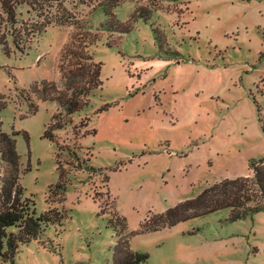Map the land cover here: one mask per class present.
Returning <instances> with one entry per match:
<instances>
[{
	"label": "rangeland",
	"instance_id": "rangeland-1",
	"mask_svg": "<svg viewBox=\"0 0 264 264\" xmlns=\"http://www.w3.org/2000/svg\"><path fill=\"white\" fill-rule=\"evenodd\" d=\"M120 1L117 20L137 18L128 34L70 5L100 37L89 53L103 82L71 116L36 91L46 82L66 92L62 53L84 30L50 26L23 52L0 45V131L18 133L23 199L37 217L60 213L0 264H115L121 238L149 255L143 264H264V212L230 222L225 209L145 231L224 179L253 178L252 161L264 159V0ZM17 14L38 28L28 6ZM6 176L0 157V189Z\"/></svg>",
	"mask_w": 264,
	"mask_h": 264
},
{
	"label": "trees",
	"instance_id": "trees-1",
	"mask_svg": "<svg viewBox=\"0 0 264 264\" xmlns=\"http://www.w3.org/2000/svg\"><path fill=\"white\" fill-rule=\"evenodd\" d=\"M154 2H176L177 0H153ZM70 5L84 6L91 10V15L101 11L107 17L106 28L109 34H128L136 17H131L126 23H120L115 10L121 5L120 0H0V45L9 54L8 45L11 40L14 48L23 52L25 44L35 35L45 32L50 26H76L84 33L72 36L71 42L62 53L60 71L65 82L66 92L57 90L54 83H41L36 91L43 102H58L65 108L69 116L89 105L90 98L96 91L102 89L101 64L96 63L89 47L100 39L91 35ZM28 6L39 19L38 28L19 26L18 8ZM140 18L148 17L140 15ZM138 17V18H139ZM36 28V29H35ZM109 47L113 45L107 44ZM53 89L50 96L48 90ZM1 101V99H0ZM7 107L0 104V112ZM32 114L38 112V106H31ZM58 125H51L45 132V138L54 142L53 131L60 130ZM52 130V131H51ZM18 133L9 135L0 131V157L7 168V176L0 189V258L2 261L12 260L19 244L29 243L42 234V226L57 221L60 213L49 210L41 217L36 216L34 204L24 198L22 186L19 183L20 156L17 152L16 140ZM28 140L29 137L25 133ZM251 170L254 177H238L224 179L205 189L196 198L183 201L165 213L150 220V229L145 231H159L172 228L179 223L216 213L230 210V222L245 220L257 213L264 212V159L253 160ZM29 171V169L27 170ZM122 219L123 227H126ZM7 248V250H5ZM115 264H143L149 259L148 254L132 252L127 239H120L117 243Z\"/></svg>",
	"mask_w": 264,
	"mask_h": 264
}]
</instances>
